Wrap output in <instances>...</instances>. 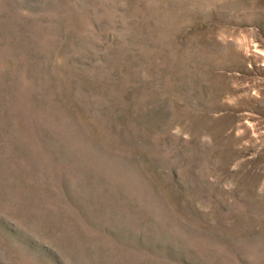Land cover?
I'll return each mask as SVG.
<instances>
[{"label":"rangeland","instance_id":"rangeland-1","mask_svg":"<svg viewBox=\"0 0 264 264\" xmlns=\"http://www.w3.org/2000/svg\"><path fill=\"white\" fill-rule=\"evenodd\" d=\"M0 264H264V0H0Z\"/></svg>","mask_w":264,"mask_h":264}]
</instances>
